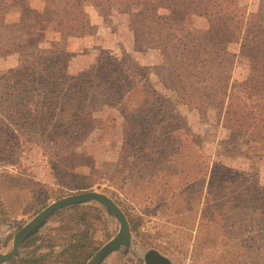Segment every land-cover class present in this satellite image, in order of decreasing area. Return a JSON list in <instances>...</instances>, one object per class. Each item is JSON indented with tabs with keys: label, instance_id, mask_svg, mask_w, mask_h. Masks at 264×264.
<instances>
[{
	"label": "trees",
	"instance_id": "obj_1",
	"mask_svg": "<svg viewBox=\"0 0 264 264\" xmlns=\"http://www.w3.org/2000/svg\"><path fill=\"white\" fill-rule=\"evenodd\" d=\"M41 1L46 22L59 23L60 40L47 49L40 48L42 41L36 34L40 14L32 0H0V57L17 55L19 60L16 69L0 77V154H11L30 141L42 143L53 152L56 172L69 177L61 144L75 147L86 139L95 127V114L111 107L124 120L123 147L116 164L125 174L120 187L123 202L131 205L138 198V188L159 180V192L182 205L186 228L193 230L196 220L192 218L201 208L209 176L198 231L217 232L218 218L224 220L226 211H245L264 226V187L256 178L235 175L224 165H214L209 173L204 141L176 111L175 101L152 87L148 68L124 52L122 57L103 55L87 70L71 75L67 51L71 38H82L95 28L85 10L87 1L106 14L115 5L142 7L130 17L134 35L148 50L160 51L170 65L176 79L166 87L180 103L202 114L208 107L220 110L224 126L231 131L230 148L249 158L259 154V148L264 153V0L257 13L221 0H215L214 11L208 12L198 8L197 0ZM14 8L21 9V20L8 23ZM161 8L168 14L161 15ZM192 16L207 18L209 29L194 32L188 26ZM231 44H239V55L253 65L238 85L229 84L237 58L229 51ZM11 179L0 174V216L6 219L13 211L1 190ZM129 218L137 232L140 219ZM81 220L90 225L87 217ZM92 256L85 241H76L60 258L61 264H86ZM24 264H39V260Z\"/></svg>",
	"mask_w": 264,
	"mask_h": 264
},
{
	"label": "rangeland",
	"instance_id": "obj_2",
	"mask_svg": "<svg viewBox=\"0 0 264 264\" xmlns=\"http://www.w3.org/2000/svg\"><path fill=\"white\" fill-rule=\"evenodd\" d=\"M214 1L197 0V5L202 12L214 11ZM221 1L246 7L249 13H257L261 4V0ZM35 7L41 23L36 34L42 41L40 48L47 49L60 40L59 23L46 22V6L42 11L38 10V4ZM142 9L140 6L120 9L115 5L112 12L106 14L87 1L85 10L95 28L89 29L82 38L68 41V72L78 75L103 55L122 57L124 52L127 53L149 69L152 87L175 101L176 111L190 129L202 138V151L208 159L209 173L214 165H224L233 170L235 175L256 178L260 186L264 187L262 148H259V154H249V158L234 152L229 146L231 131L224 126L220 110L208 107L202 114L180 103L177 94L166 87L176 79L170 65L160 51L148 50L134 35L130 17ZM19 11L21 13V9ZM159 13L167 15L168 11L161 8ZM16 17L17 12L6 20L8 23L21 20L20 16V20L13 21ZM188 26L202 34L209 29V22L203 16H192ZM239 50V44L229 45V51L237 55L230 85L245 81L253 68L248 58L239 55ZM10 57L15 58L0 57V77L9 75L11 70L19 66L18 56ZM12 65L15 66L11 68ZM95 121L91 134L75 147L61 144L66 158L63 165L70 173L69 177L56 172L57 162L53 152L42 143L30 141L23 148H15L11 154H0V174L12 177L2 188L1 194L9 210L13 211L10 219L0 216L1 254L8 253L16 234L54 202L74 194L97 191L112 198L129 222L131 215L139 218L141 225L137 232L132 230L133 241L128 248L113 253L101 264H147L146 254L152 250L158 251L173 264H264V226L259 219L254 222L247 217L245 211L242 214L226 211L224 220L221 216L218 218L219 226L215 233L204 228L198 231L201 213L208 200L209 176L201 208L192 218L196 220L193 230L186 228L187 219L183 217L182 205L166 200V193L159 192V180L154 184L143 185L144 189L138 188V198L131 201V205L123 202L124 195L120 187L123 186L125 174L116 168V164L123 147L124 120L117 109L105 107L95 114ZM84 217H87L89 226L82 223L81 218ZM119 230L118 220L100 203L67 208L50 217L21 246L19 256L6 264H24V261L34 259L39 260V264H61V253L76 241H85L93 252L87 264Z\"/></svg>",
	"mask_w": 264,
	"mask_h": 264
},
{
	"label": "water",
	"instance_id": "obj_3",
	"mask_svg": "<svg viewBox=\"0 0 264 264\" xmlns=\"http://www.w3.org/2000/svg\"><path fill=\"white\" fill-rule=\"evenodd\" d=\"M93 202L103 205L119 222L120 230L118 234L87 263L101 264L115 252L128 248L133 241V233L130 222L118 206L109 196L97 191H88L74 194L60 199L44 210H42L32 221L26 224L15 236L12 249L5 254L0 253V264H6L17 258L20 254L21 246L31 238L47 221L57 212L77 205L90 204ZM173 264L169 259L161 255L158 251L152 250L146 254L147 264Z\"/></svg>",
	"mask_w": 264,
	"mask_h": 264
},
{
	"label": "crops",
	"instance_id": "obj_4",
	"mask_svg": "<svg viewBox=\"0 0 264 264\" xmlns=\"http://www.w3.org/2000/svg\"><path fill=\"white\" fill-rule=\"evenodd\" d=\"M38 4V10L39 11H42L43 10V8H45V5H44V3L41 1V0H34V1H32V5H33V7H35L36 5ZM36 8V7H35ZM20 9H18V8H14V9H12L11 10V12L8 14V16H7V20H9L10 18H11V16H12V14L13 13H15V12H17L18 13V17H16L13 21H18V20H20V16H21V13H20V11H19ZM9 59L10 58H15V57H8ZM12 59V60H13ZM0 60H1V58H0ZM15 65H12V67L11 68H13Z\"/></svg>",
	"mask_w": 264,
	"mask_h": 264
},
{
	"label": "flooded vegetation",
	"instance_id": "obj_5",
	"mask_svg": "<svg viewBox=\"0 0 264 264\" xmlns=\"http://www.w3.org/2000/svg\"><path fill=\"white\" fill-rule=\"evenodd\" d=\"M152 264H154L153 262H151Z\"/></svg>",
	"mask_w": 264,
	"mask_h": 264
}]
</instances>
